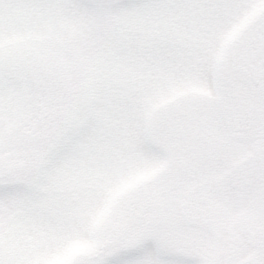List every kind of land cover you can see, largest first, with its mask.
I'll return each instance as SVG.
<instances>
[{"label":"snow or ice","instance_id":"obj_1","mask_svg":"<svg viewBox=\"0 0 264 264\" xmlns=\"http://www.w3.org/2000/svg\"><path fill=\"white\" fill-rule=\"evenodd\" d=\"M0 264H264V0H0Z\"/></svg>","mask_w":264,"mask_h":264}]
</instances>
